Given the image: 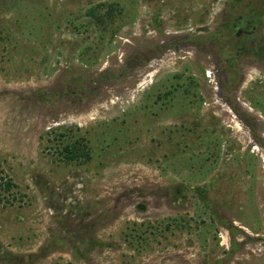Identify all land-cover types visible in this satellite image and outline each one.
Wrapping results in <instances>:
<instances>
[{"label":"rangeland","instance_id":"rangeland-1","mask_svg":"<svg viewBox=\"0 0 264 264\" xmlns=\"http://www.w3.org/2000/svg\"><path fill=\"white\" fill-rule=\"evenodd\" d=\"M0 264H264V0H0Z\"/></svg>","mask_w":264,"mask_h":264},{"label":"trees","instance_id":"trees-1","mask_svg":"<svg viewBox=\"0 0 264 264\" xmlns=\"http://www.w3.org/2000/svg\"><path fill=\"white\" fill-rule=\"evenodd\" d=\"M238 19H239V17H237V19L235 20V22H233L231 24V26H233ZM65 151L67 153V157L69 159H71V160H77V159H79L81 157H87L88 156L87 154H81V151H80V149L77 146H68V147L65 148ZM5 187H6L7 190H9L11 187H13V185L11 184L10 181H6Z\"/></svg>","mask_w":264,"mask_h":264},{"label":"flooded vegetation","instance_id":"flooded-vegetation-1","mask_svg":"<svg viewBox=\"0 0 264 264\" xmlns=\"http://www.w3.org/2000/svg\"><path fill=\"white\" fill-rule=\"evenodd\" d=\"M248 12H241L239 19L236 21V23L232 26L233 29H235L236 31H241L240 29H242V27H246L247 22H249V16H248Z\"/></svg>","mask_w":264,"mask_h":264}]
</instances>
